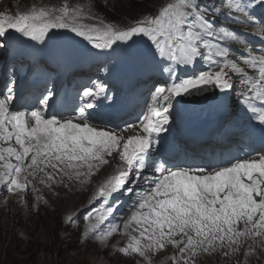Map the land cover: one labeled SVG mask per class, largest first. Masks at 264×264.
Instances as JSON below:
<instances>
[{
    "label": "snow or ice",
    "instance_id": "snow-or-ice-1",
    "mask_svg": "<svg viewBox=\"0 0 264 264\" xmlns=\"http://www.w3.org/2000/svg\"><path fill=\"white\" fill-rule=\"evenodd\" d=\"M237 24L260 25L259 33L249 35L264 40V0H156L151 11L124 27L67 4L32 5L15 16L0 13V53L19 44L13 59H19L21 69L27 60L29 69L50 79L61 63L70 65L92 50H99L96 55L119 50L129 91L145 74L153 80L137 123L118 133L107 127L106 117L123 97L108 84L89 81L60 101L54 85L46 82L38 105L16 106V81L10 79L0 92V186L8 193L30 186L39 191L29 179L38 176L47 187L65 180L84 184L116 154L119 165L99 183L85 220L95 219L88 232L106 240L121 226L102 230L101 225L124 199L131 200L123 220L129 243L120 253L148 260L149 253L172 246L179 253L173 264H196L200 254L227 249L228 256L249 240L264 246V48H253L233 27ZM233 44L242 47L239 63L229 58ZM115 67L106 66L109 73ZM11 71L14 77L15 65ZM187 104L206 105L200 111L209 120L229 117L241 133L259 139L260 149L219 162L171 157L169 134L180 106ZM135 128L136 135L122 134ZM97 203L103 211L93 207Z\"/></svg>",
    "mask_w": 264,
    "mask_h": 264
},
{
    "label": "rangeland",
    "instance_id": "rangeland-1",
    "mask_svg": "<svg viewBox=\"0 0 264 264\" xmlns=\"http://www.w3.org/2000/svg\"><path fill=\"white\" fill-rule=\"evenodd\" d=\"M8 1L2 0V3L6 4ZM27 1L29 0H20L19 4L16 0V3L23 6ZM35 1H46L50 5L60 1L88 2L93 8L106 13L112 20L125 22L126 19L137 18L141 13L151 11L156 3V0ZM104 6H106V10ZM108 6L116 12L108 11ZM82 8L85 12L89 11L87 4ZM54 199L49 209L42 210L37 214H29L21 209L0 213V216L7 215L5 218L7 228H3L0 224V264H72V260L79 252L82 254L83 261L88 259L93 264H134L129 261L117 260L110 253L107 254L110 255V258L105 255L101 256L100 253L97 255L90 245L80 246L75 235L65 228L64 215L65 209H76L81 200L78 201V197ZM254 259L256 260L257 256ZM257 264H264V259L259 260Z\"/></svg>",
    "mask_w": 264,
    "mask_h": 264
},
{
    "label": "bare ground",
    "instance_id": "bare-ground-1",
    "mask_svg": "<svg viewBox=\"0 0 264 264\" xmlns=\"http://www.w3.org/2000/svg\"><path fill=\"white\" fill-rule=\"evenodd\" d=\"M89 9H91V11L92 12H95V9L93 8V7H91V6H89ZM63 101V100H62ZM125 118H127V116H125ZM239 150H241L240 148H234L233 149V151L234 152H236V151H239ZM77 189V187L74 185H68L67 187H66V189H65V192H67V193H69V192H71V191H75ZM65 192H60V197L61 198H63V197H69L70 195L69 194H66ZM79 192L82 194V195H84V194H86L83 190H79ZM75 200V199H74ZM79 200H82V198H79ZM78 200V201H79ZM58 205V204H57ZM68 209V208H67ZM73 209V208H72ZM66 210V209H65ZM66 212V211H65ZM6 216L7 215H2V216H0V224H1V226L4 228H7V226H6V222H5V218H6ZM9 217V216H8ZM17 217V216H16ZM14 219H15V217H14ZM3 221V223H1ZM18 221V220H17ZM8 223V222H7ZM26 224V223H25ZM31 231V230H30ZM32 232V231H31ZM263 256H264V254H263ZM70 260V259H69ZM86 261H83L82 260V254L79 252L78 254H77V256H76V258H74L73 260H72V264H93L92 262H91V260H88V259H85Z\"/></svg>",
    "mask_w": 264,
    "mask_h": 264
}]
</instances>
